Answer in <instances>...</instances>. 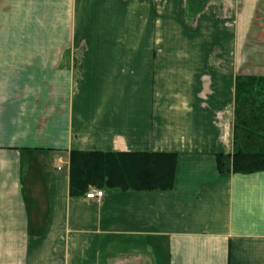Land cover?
Instances as JSON below:
<instances>
[{
    "label": "crops",
    "instance_id": "crops-1",
    "mask_svg": "<svg viewBox=\"0 0 264 264\" xmlns=\"http://www.w3.org/2000/svg\"><path fill=\"white\" fill-rule=\"evenodd\" d=\"M264 0H0V264H264V170L221 174ZM176 155L169 190L69 193L70 153Z\"/></svg>",
    "mask_w": 264,
    "mask_h": 264
},
{
    "label": "trees",
    "instance_id": "trees-1",
    "mask_svg": "<svg viewBox=\"0 0 264 264\" xmlns=\"http://www.w3.org/2000/svg\"><path fill=\"white\" fill-rule=\"evenodd\" d=\"M221 174L264 170V77H239L235 82L232 150L215 156ZM175 154L70 153L69 193L84 194L89 186L126 190H169Z\"/></svg>",
    "mask_w": 264,
    "mask_h": 264
},
{
    "label": "built area",
    "instance_id": "built-area-1",
    "mask_svg": "<svg viewBox=\"0 0 264 264\" xmlns=\"http://www.w3.org/2000/svg\"><path fill=\"white\" fill-rule=\"evenodd\" d=\"M86 198L95 199L99 201L103 196V192L98 188H91L86 194Z\"/></svg>",
    "mask_w": 264,
    "mask_h": 264
}]
</instances>
